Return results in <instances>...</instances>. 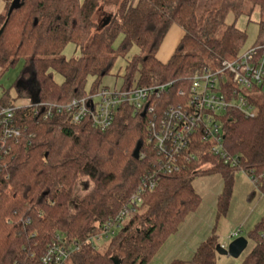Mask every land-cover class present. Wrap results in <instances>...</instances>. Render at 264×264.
Here are the masks:
<instances>
[{"label": "trees", "instance_id": "obj_1", "mask_svg": "<svg viewBox=\"0 0 264 264\" xmlns=\"http://www.w3.org/2000/svg\"><path fill=\"white\" fill-rule=\"evenodd\" d=\"M1 1L0 78L21 62L18 80L34 79L39 102L64 104L85 96L86 78L92 76L97 86L116 58L133 46L139 55L127 63L125 88L136 73L139 87L169 82L182 86L204 68L216 69L244 51L246 33L235 26L239 16L259 15L252 46L264 45V0H220L202 17L199 0H20L11 12L13 0ZM107 9L110 21L103 27L106 17L100 18L101 12ZM229 17L233 19L227 24ZM173 25L183 36L163 63L155 53ZM68 44L81 56L63 58ZM54 73L62 83L54 81ZM263 87L249 97L256 110L253 118L234 110L223 117V148L237 164L226 165L198 145V158L179 173L161 176L137 212L100 250L94 238L102 225L127 205L141 178L152 171L155 156L145 147L146 117L122 106L112 126L100 131L87 121H44L29 108L16 109L14 119L26 131L1 163L0 264H40L56 234L78 244L67 264H150L198 206L194 177L220 173L227 179L217 200L221 211L232 173L243 172L264 186ZM13 101L4 91L0 108L14 107ZM138 144L140 153L147 154L144 159L133 156ZM83 178L91 188L79 198L74 187ZM263 228L264 218L249 232L255 244L241 264H264V243L258 241ZM216 246L211 236L190 259L169 264H216Z\"/></svg>", "mask_w": 264, "mask_h": 264}, {"label": "built area", "instance_id": "obj_2", "mask_svg": "<svg viewBox=\"0 0 264 264\" xmlns=\"http://www.w3.org/2000/svg\"><path fill=\"white\" fill-rule=\"evenodd\" d=\"M137 82L135 79L128 88L123 83L110 89L97 88L64 104L37 101L36 105L0 108V171L5 167L2 161L26 131L14 119L16 109L29 108L44 121L57 117L73 125L87 121L100 131L112 126L122 106L132 108L135 114L144 113L145 147L155 156L152 171L141 178L127 205L102 225L95 242L115 237L124 222L137 212L143 197L154 191L161 176L179 173L198 158V145L208 147L209 153L226 165L234 167L237 164L236 158L229 157L223 148V117L230 110L241 113L245 118L255 116L249 92L264 84V45L244 50L235 58L222 61L216 69L204 68L182 86L169 82L139 87ZM146 156V152L139 151V159ZM261 177L264 178V174ZM248 178L254 185L264 187L257 178ZM236 236L229 235L228 239ZM258 241L264 243V228ZM77 251L75 241L56 234L40 264H67Z\"/></svg>", "mask_w": 264, "mask_h": 264}, {"label": "rangeland", "instance_id": "obj_3", "mask_svg": "<svg viewBox=\"0 0 264 264\" xmlns=\"http://www.w3.org/2000/svg\"><path fill=\"white\" fill-rule=\"evenodd\" d=\"M220 0H199L198 15L204 14L217 6ZM83 2V0H79ZM4 11V4L0 0V14ZM110 10L101 12L100 18H105L109 15ZM231 17L228 18L227 24L232 22ZM259 15L252 14L251 16H239L235 26L237 29L245 31L246 41L244 50H247L254 45L257 37V21ZM181 37V29L178 26H171L165 35L155 57L166 62L173 55L175 46ZM116 46V44H115ZM138 49L133 46L124 56H118L114 61L112 69L107 76H104L100 83L94 86V78L88 76L84 85L86 94L96 91V88L101 87H119L123 83V75L128 61L135 56H138ZM65 59L78 58L81 56L80 50L76 49L73 44H68L61 53ZM22 63L19 62L14 68L6 71L0 78V99L2 93L7 91L13 104L21 106L36 105L37 103V87L34 79L29 77L25 80L19 79ZM138 73L135 75L137 79ZM53 79L57 84L62 83L63 78L54 73ZM264 91V87L262 89ZM257 90H252L249 93L255 94ZM26 93L29 99L23 101L22 94ZM23 101V103H22ZM230 193L227 196L226 206L224 210L217 207L218 196L224 191L226 186V178L220 173H212L199 175L194 177L192 187L199 198V204L191 213H189L181 222L179 230L170 236L164 245L160 248L156 256L150 264H169L173 260H187L186 250L193 246L189 242L190 238H194L198 244L202 240L213 236L217 245L223 249H227L228 245L237 238H245L248 242L246 250L237 259L225 257L215 254L216 264H241L244 257L249 253L255 244V241L249 237V232L253 230L256 224L264 218V187L254 185L250 179L240 171L230 175ZM91 188V183L88 179H81L74 187L76 197H83ZM236 234V237L228 239L229 235ZM188 241L190 245H187ZM108 240L99 239L95 245L97 249H102L106 246Z\"/></svg>", "mask_w": 264, "mask_h": 264}, {"label": "water", "instance_id": "obj_4", "mask_svg": "<svg viewBox=\"0 0 264 264\" xmlns=\"http://www.w3.org/2000/svg\"><path fill=\"white\" fill-rule=\"evenodd\" d=\"M19 1L20 0H13V2L11 3V7H10L9 12H11L12 9L17 7ZM109 21H110V18L106 17V19L103 23V27L106 26L109 23ZM143 115H144V113L142 114V116ZM140 148H141V144H138L134 150L133 156L135 159L139 158ZM247 245H248V242L245 238H237L228 245L227 249H223V248H221V246L217 245L215 247V252L218 253L219 255H222L225 257L237 259L246 250Z\"/></svg>", "mask_w": 264, "mask_h": 264}, {"label": "crops", "instance_id": "obj_5", "mask_svg": "<svg viewBox=\"0 0 264 264\" xmlns=\"http://www.w3.org/2000/svg\"><path fill=\"white\" fill-rule=\"evenodd\" d=\"M182 36H183V31L181 30V37H180V39L182 38ZM180 39H179V41H180ZM178 41V42H179ZM178 44V43H177ZM177 44H176V46H177ZM175 46V47H176ZM171 57V56H170ZM169 60V59H168ZM167 60V61H168ZM166 61V62H167ZM163 63H165V62H163ZM37 93V92H36ZM22 97H23V101L24 100H26V99H29L30 100V97H28V95L26 94V93H24V94H22ZM23 101H22V103H23ZM15 106H17V107H22L20 104H17V105H15ZM188 240H190L189 242H191L192 243V245L193 246H190V249L189 250H186V259L188 260V259H190V257L193 255V253L195 252V250H196V248L202 243V242H204L205 240H202L199 244H198V242H196V240L194 239V238H190V239H188ZM185 243H187V245H190L189 243H188V241H185Z\"/></svg>", "mask_w": 264, "mask_h": 264}]
</instances>
